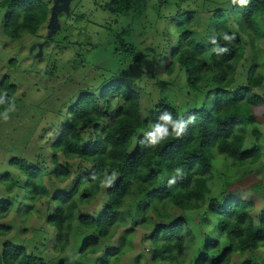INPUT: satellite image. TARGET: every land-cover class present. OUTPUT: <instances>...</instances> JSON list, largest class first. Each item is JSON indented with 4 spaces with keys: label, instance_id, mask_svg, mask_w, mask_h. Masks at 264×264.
<instances>
[{
    "label": "trees",
    "instance_id": "1",
    "mask_svg": "<svg viewBox=\"0 0 264 264\" xmlns=\"http://www.w3.org/2000/svg\"><path fill=\"white\" fill-rule=\"evenodd\" d=\"M107 8L120 17L132 14L133 21L146 12L142 0H110L103 10ZM0 10H5L2 35L13 41L25 35L41 39L51 15L48 4L41 0H0ZM200 12L180 16L177 40L158 73L172 76L175 67L180 68L192 99L182 107L175 106L169 99L172 85L160 81L158 74L150 73L144 80L134 72L129 84L122 76L112 77L107 88L88 90L67 109L64 124L47 148L48 164L44 153L34 152L36 164L24 157L9 161L21 180L8 173L0 176L5 193L19 188L32 201L49 199L56 204L45 219L54 230L56 254L65 253L75 231L81 230L84 235L74 248L80 262L118 264L130 251L135 229L152 224L147 216L151 213L158 220L146 237L147 264H231L233 256L246 254L251 255L240 264H264L256 254H264V165L239 177L223 171L221 191L211 194L212 170L219 161L216 156L223 165L229 162L235 169L255 165L261 159L259 128L264 120L256 114L264 108V95L258 92L264 88L260 70L264 56L260 61L257 44L264 40V0H250L247 7L233 5L228 11H207L212 15L203 24L208 37L204 41L193 30L201 21ZM130 24L115 36L114 55L120 66L126 60L132 72L142 61L137 46L126 42ZM224 34L235 39L225 42ZM64 43L73 45L67 38ZM217 44L229 51L215 54L212 49ZM16 64V60L9 62L12 68ZM118 73L120 69L115 71ZM133 78L148 83L136 88L131 86ZM17 90L9 76L1 79L0 113L16 104ZM164 111L173 119L187 120L194 115L195 121L179 138L170 135L156 146H148L143 134L153 130ZM70 160L77 162L70 164ZM177 167L183 170V178L169 185ZM113 173L116 179L112 185L102 186ZM56 183L65 185V190L55 193ZM238 193L250 198H234ZM252 198L262 200L261 209L255 211ZM130 200L133 203L123 214ZM12 206L11 197L0 201V264H47L23 246L2 242L9 228L1 221ZM171 209L201 212V220L191 228L192 220L187 223L181 214H170ZM202 221L212 226L211 236L205 234ZM125 226L128 229L117 236Z\"/></svg>",
    "mask_w": 264,
    "mask_h": 264
},
{
    "label": "rangeland",
    "instance_id": "2",
    "mask_svg": "<svg viewBox=\"0 0 264 264\" xmlns=\"http://www.w3.org/2000/svg\"><path fill=\"white\" fill-rule=\"evenodd\" d=\"M41 1L48 4L51 14L40 35L41 39L46 37L44 40L28 35L15 41L5 38L1 32V19L5 10H0V81L4 76H9L18 88L16 104H14L15 111L9 113L7 121L2 118L0 120V176L8 173L12 178H20L18 172L9 166V161L24 157L31 159L28 161L32 164H36L34 152L44 153V160L48 164L47 148L51 141L55 140L64 124L65 112L79 95L88 90L101 91L107 88L112 77L122 76L129 84L134 74L145 80L150 73H161L160 64L171 52L177 40L181 15L201 10V21L193 30L200 33L198 38L204 41L208 37L206 30L203 31L205 29L203 24L206 22L205 19L212 15L207 11H228L233 6L229 0H142L146 4V12L141 18L133 21L132 14L120 17L111 8L103 10L110 0ZM204 2L212 3V5L207 7L203 5ZM128 24L131 26V34L126 38V42L137 46V52L142 61V65L132 72L128 69L129 64H126L128 63L126 60L123 61L125 65L120 66L114 55L117 48L114 38ZM66 38L73 42V45L65 46ZM48 39L53 42L51 43ZM59 50L63 51L58 53ZM257 50L262 61L264 40H259ZM10 60L17 61L16 68L9 66ZM119 69L121 73L116 75L115 71ZM241 70L242 67H239L238 72L241 73ZM260 70L264 73L263 67ZM182 72L180 68L175 67L172 76L156 75L160 81L172 85L168 88L172 94L169 96L168 93V96L170 101L179 107L193 97L188 93ZM131 82L133 84L131 86L136 88L144 87L148 83L140 82L138 78H133ZM258 92L264 95V88L259 89ZM154 95L156 99V94ZM112 103L116 105V101ZM256 116L263 121L264 108L258 109ZM55 129L57 130L52 136ZM259 130L261 159L255 165L235 169L229 162L225 164L226 166L223 165L221 158L216 156L219 161L214 164L212 170L211 194L213 196L217 195L223 187V171L230 176L239 177L245 171L264 165V123ZM76 162V160L69 161L70 164ZM45 184L50 187L47 180ZM62 188L65 190L66 186L56 183L53 190L58 193ZM9 197L12 198V210L8 217L1 221L9 228V233L2 242L10 241L15 245L23 246L28 253L40 256L47 264H61V262L84 264L75 257L74 250L75 245L84 235L81 230L75 231L71 247L65 253L54 252V230L46 225L45 219L46 215L56 207L55 203L52 204L49 199L32 201L19 188H14L11 194H7L0 182V201H5ZM234 198L249 199L250 197L244 193H238ZM132 201H128L122 211L123 214H126ZM253 201L255 211L262 208V200L254 198ZM169 212L173 215L181 214L180 216L187 219V223L192 220L193 223L189 225L191 228H194V225L199 224L201 220L198 216L201 212L181 213L176 209H171ZM147 216L152 224L148 228L135 229L134 236L131 238L130 251L118 264H147L148 256L144 250L149 247V241L146 237L158 220L151 213ZM201 225L205 234L211 236L212 226L203 221ZM128 227L121 228L117 236ZM192 253L193 250H191ZM256 254L264 259L263 252L258 251ZM250 255H235L232 257L231 264H240ZM88 264H95V262Z\"/></svg>",
    "mask_w": 264,
    "mask_h": 264
},
{
    "label": "clouds",
    "instance_id": "3",
    "mask_svg": "<svg viewBox=\"0 0 264 264\" xmlns=\"http://www.w3.org/2000/svg\"><path fill=\"white\" fill-rule=\"evenodd\" d=\"M229 2L240 7H247L250 3V0H229ZM223 39L225 42H231L235 39V37L232 35L224 34ZM212 43L216 44V41L213 39ZM212 51L217 55H222L227 53L229 49L227 47H220L217 44V46L214 47ZM13 111H15V106L10 105L9 107L5 108L2 113H0V117H2L4 121H7L9 119V113ZM158 121L159 122L154 125L153 130L146 133L148 146L154 147L161 141L167 139L170 135H175L177 138H179L186 131L188 125L194 123L195 116L190 115L187 120L183 119L182 117L179 119H173L170 112L164 111L158 117ZM174 171L175 176L168 180L169 185L174 184L177 179L183 178L184 173L180 167H177ZM115 179L116 174L113 173L105 181H102V186H111Z\"/></svg>",
    "mask_w": 264,
    "mask_h": 264
}]
</instances>
